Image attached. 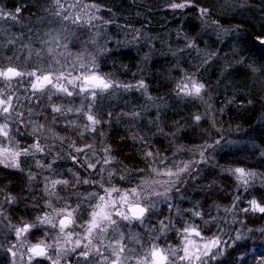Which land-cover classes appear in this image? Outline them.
I'll return each mask as SVG.
<instances>
[{"label":"snow or ice","instance_id":"1","mask_svg":"<svg viewBox=\"0 0 264 264\" xmlns=\"http://www.w3.org/2000/svg\"><path fill=\"white\" fill-rule=\"evenodd\" d=\"M205 0H166L167 6L173 12L183 10L189 7L197 9L199 19L203 25L205 32L203 35H215V47L209 46L204 40L203 35L188 36L182 31L175 33L178 39H183V47L173 49L171 45H167L168 54L176 58V63L179 65L180 57L183 55L186 62L189 63L192 71L181 68V77L176 80L173 92L175 97L181 101L191 100L197 101L204 105L203 113H193L191 121L193 125L199 126L202 119L210 123L211 129L215 131L216 135L207 129H202V142L185 149L184 145H178L176 152L187 151L190 153L191 158L187 160L170 159L169 157L161 156L159 151L153 152L150 149L149 141L151 136L140 135L139 130L133 131L137 128L139 121L146 120L147 124L153 125L155 131L152 136L164 135L170 141L174 142L179 136L180 132L185 130V125H181L179 121L173 124L174 131L166 133L161 122L160 112L167 106L166 102H162L163 98L153 97L148 93V84L145 82L143 76V67L152 60L153 54L157 53L154 40L158 37L150 36L142 28H135L131 22L128 24H116V16L111 8H103L102 5L96 2L84 3L83 0H52V5L55 11L51 13L53 20H58L60 23L68 22L71 25L83 28L95 29L90 32L89 39L85 41L86 44H91L95 47V53H88V62L83 63V53L77 54V63L67 68L65 65L60 64L59 60H53L56 67L49 64L48 68H42L37 63L32 71H22L13 66H0V165L8 169H16L19 172H24L21 167V157H33L35 159L37 154L44 155L47 163H42L40 160H35L37 169H40V178L43 181V193L46 197L43 207L51 209V213L44 212L42 215H37L32 222L21 219V225H14L9 220L6 207H11L17 202V197L14 195H7L0 200V224L7 222L9 229L14 233L16 243L11 244L5 250L12 257L11 264H32V261L38 257H45L50 261V264H60V260L67 257L69 253H77L83 259L84 264H95L98 257L102 264H126V261L133 260L134 257L130 255L131 249L125 243V234L122 230V225L127 227L132 222H138L144 225L146 220L154 215L157 211L159 204L163 203L170 213H174L176 217H180L181 210L174 204L173 191L176 197H183L182 188L190 181L195 183L201 177V165L207 166L210 170V175L214 174L215 170H219L221 174L231 175L238 182L237 190L243 188L247 191L251 186L250 181H254L258 175H264L255 171L246 170L243 167H230L220 165L215 156L223 151L227 144L232 141L226 139L223 125L217 126L216 114H222L224 107L219 109L214 108L211 101L213 100L211 92V82L207 84L204 82V77L201 69L205 72L209 67L214 64L219 66L220 76L223 80H227L229 76L235 71L236 65H245V58L240 56L239 59H227L228 53H224L222 45L225 44V38L230 33H238L242 31L239 26L226 28L219 23V21L211 19L212 15L217 10L216 0H208L207 6H201ZM247 3V0H243ZM242 6L238 0H223L219 10L224 8H234ZM22 7H17L14 11L0 7V21H11L14 23L20 22V14ZM101 11H106L111 19H105L99 15ZM139 15V13H137ZM45 20L40 19L36 25L37 31L29 28V33L35 35L42 45V49H33L30 43L26 44L23 41L26 39L22 33L19 37L7 38V45L13 47L19 42L20 46L28 51L29 57L35 54L39 61L42 54H50L51 56H62L67 58L73 54L68 52L70 43L69 37L74 36L75 33L64 32L63 30H53L43 32L40 35V24ZM111 24H116L119 30L116 35L121 33L125 36L124 40L116 39L115 36L109 35L106 31L107 27ZM131 37L128 39L127 37ZM261 46H264V39L257 38ZM103 40V43L100 41ZM199 41V42H198ZM113 44V48H109V43ZM204 43L205 47L201 48L200 44ZM0 44V47L7 46ZM143 45L149 49L140 57V64H137V72L132 75L135 78L140 74L141 78L136 80L135 83H123L119 80L113 79L111 74L107 77L98 74L97 57L108 55H118L124 49H131ZM85 51L87 49L85 48ZM232 52H238L235 47ZM195 53V57L192 54ZM9 61L11 57L7 58ZM251 68L253 73L260 71L259 68L252 65H246ZM127 69V65H121ZM82 70V71H80ZM76 71L78 74L73 76L72 72ZM199 74V75H198ZM223 80H218L217 83H222ZM17 85L27 83L25 95H20L19 87H14L13 82ZM136 90L142 92L147 103L140 106V110L133 109L131 112H121L120 116L113 118L112 112L107 113V119L101 120L97 118L99 114V105L103 103L106 98L103 94L108 93L109 96H114L117 92H130ZM62 94L65 97H72L74 94L81 98L79 107L73 109L72 107H63L58 104L51 103L52 96ZM99 94V96H98ZM207 97V99L205 98ZM46 98V99H45ZM158 101H161L158 103ZM234 99H228L227 103L231 104ZM252 100H248L251 104ZM149 108H156V115L153 119H147V112ZM96 109L97 111H94ZM75 111L77 114H82L84 118L83 124H77L76 120H64V126L72 129H77L73 135L78 138H83L86 134L89 136L99 135L101 137L100 154H97V149L92 144H83L77 146L76 140L69 136H62L56 133L53 129L58 125V118H64L68 113ZM121 117L131 124L128 129L127 137L121 136V143H139L146 150L142 154V159L147 165L148 170L152 173L153 178L141 180L139 185L131 188H106L100 180L83 179L79 176L78 172H74L72 168L65 169L71 178L75 181L72 185L73 189L76 185L83 183L85 185L98 186L103 191L100 195L96 191L89 192L86 197L77 203L76 207L69 211V205H66L63 210H56L52 205V200L61 199L56 192L57 185L68 186L69 179H53V175H62L53 165L63 157L60 156L59 151H53L60 145V151L66 147L68 149L64 155L72 164L86 175L97 174L103 178L107 170L109 181L113 177L118 178L120 181H125L126 176L130 170L124 168L120 169V174L115 168L109 169V166L116 161V157L112 155V146L105 141V133L98 128L104 124L111 127L113 120L119 123ZM147 136V139L145 138ZM21 137L24 140H31V143H21L17 139ZM218 137V138H217ZM49 140L55 143H49ZM41 141H44L42 144ZM264 155V152L261 153ZM175 156V153L173 154ZM95 162H92V161ZM99 166V168H98ZM49 172L48 176L43 175V172ZM144 169H137V174L143 172ZM28 182L36 180L37 174L35 172L26 173ZM219 187L217 181L212 180L204 185L201 189L209 198L213 195V189ZM2 191V190H0ZM73 195L82 197L83 194L73 192ZM95 199L96 203L91 205L88 212V220L82 225H77L81 229L80 233L75 234L73 239V232L70 229L74 224V213L78 212L81 204L85 206L91 204ZM240 195L237 194L233 197L232 203L229 206H223L225 216L229 214L232 216L230 221H227L225 227H230L233 224H239L241 227L236 228L233 232L225 231V227H221L224 223L223 218H218L212 215V211L217 213L221 209V205L213 204L209 207L207 212L208 219H205V212L197 210L199 202L194 204L192 209H185L184 212L192 217H198L205 228L211 230L216 229L214 233L206 242L198 244L192 239L193 236L204 241L201 231L198 230L199 225L193 226L189 221H184V227L175 229V225L169 217L165 216L163 219L157 221L159 226L158 234L152 238L151 248L146 256L135 261V264H212L219 257L225 253V245L230 248H235L238 243H243L244 240L249 239L248 233L253 231L264 234V228L252 229L247 228L246 222L237 219L238 214L244 213H260L264 214V203L252 199L247 202L248 207H238ZM34 207H40L34 204ZM59 217L56 222L54 219ZM45 226L51 229H58V234L53 243L45 244L43 240L39 243L28 245L27 234L33 230H42ZM175 229L177 234L182 238L181 248L170 249L171 259L165 250L159 247L154 241L158 240L160 235L165 234L169 228ZM111 231V239L105 244V238ZM150 231L155 232L153 228ZM47 235V233H45ZM227 236L228 239L224 240L223 237ZM63 238V243L61 240ZM129 242L136 240L137 237L129 235ZM2 247V246H0ZM26 252H21L20 249H25ZM102 248L108 249V255H105ZM49 249H55V259L49 255ZM19 253V256H18ZM178 253H182L179 254ZM90 256L92 257L90 259ZM247 256V251H242L237 259L243 261ZM65 264H68L67 260ZM256 264H264V260H257Z\"/></svg>","mask_w":264,"mask_h":264},{"label":"trees","instance_id":"2","mask_svg":"<svg viewBox=\"0 0 264 264\" xmlns=\"http://www.w3.org/2000/svg\"><path fill=\"white\" fill-rule=\"evenodd\" d=\"M61 2L63 3L64 0H61ZM83 2L91 3L93 0H83ZM94 2L102 5L103 8L112 9V12L116 16V24L124 25L131 22L135 28H142L150 36L158 37L157 40L153 41L157 53L153 54L152 60L149 63L141 65L144 69L143 76L145 82L149 86L148 93L153 97H161L163 98L162 102H166L167 106L160 112L164 131L166 133L174 131L173 124L176 121H179L181 125H185V130L180 132L174 142L170 141V139L164 135L152 136L155 128L153 125L147 124L146 120L139 121L137 128L133 129V131L139 130L140 135L143 136L147 134V136H151L152 138L149 141L150 149L153 152L159 151L161 156L176 160H178L177 157L184 158L185 160L191 158L190 153L186 150L177 153L176 147L178 145H184L185 149H187L193 145L200 144L204 138L202 137V129L209 130L213 136H215L216 133L211 129L210 123L205 119L200 121L199 126L192 124V114L194 112L203 113L205 110L204 105L197 101H181L175 97V93L172 90L175 87L176 80L182 75L180 69L184 68L189 71L194 69H190V62H186V58L183 55L180 57L179 65H177L176 58L168 54V48L165 43L161 42H166L167 45H171V47L175 49L177 47H183V39H178L175 35L177 31H182L190 37L203 35L205 29L201 24L197 9L195 7H189L183 10L182 15L181 10L173 12V10L167 6L166 0H94ZM176 2H179V0H176ZM197 2H200V0H197ZM207 3L208 0H205L201 6H207ZM216 3L217 10L215 14L212 15L211 19L219 21V23L226 28L239 26L240 29H242V31L238 33H230L225 38V44L221 46L223 52L228 53L227 59L229 60H236L239 59L240 56H243L245 58V65H236L235 71L227 80H223V77L220 76V69L216 64L209 67L206 72L201 69L200 74L203 75L204 82L206 84L211 82V92L213 96L211 103L214 108L219 109L224 107V112L222 114H216L215 116L218 121L217 126L219 127L222 123L225 129L224 135L226 139L235 142L234 144H227L223 151L215 156V160L220 165L243 167L246 170L264 174V155L261 154L264 152V46H261L257 39H264V0H247V3H244L243 0H238V3L242 6L224 8L223 10H219L220 5L223 4V0H216ZM0 7L10 12L14 11L17 7H22L23 9L20 14L19 23L12 22L6 31L4 28H0V44L5 43V45H7V38L14 36L19 37L22 33L25 35L26 39L33 37L34 35L29 33V28L33 29L31 25L38 16H43L42 18L45 20L43 24H40V27L53 26L55 21H58L53 20L51 16V13L55 11L52 0H0ZM137 13H139V15H137ZM99 15L103 16L105 19H111V16L106 11H101ZM116 24L109 25L106 31L109 35L115 36L116 39L124 40L125 36L122 33L118 36L116 35L119 31ZM74 27H76L77 34L83 37V40H80L82 42L81 45L77 42L79 40H74L76 43L73 44L72 48L76 49L79 48V46H83L84 48L90 49L91 53H95V47L85 43V41L89 39L90 32H94L95 29H82L75 25ZM86 31L89 33L86 34ZM76 37L78 38L77 35ZM127 38L130 39L131 37L129 36ZM203 40L213 48L216 46V37L214 34L203 35ZM24 41L27 42L26 40ZM100 43H103V40H101ZM30 47L33 49L38 48L36 44L31 43ZM108 47L113 48V44L110 42ZM200 47L204 48L205 44L201 43ZM233 47L238 49V52L233 53ZM19 50H21L23 54L21 58L16 59L17 55L20 53ZM148 51L149 49L147 47L140 45L130 50L124 49L120 51L118 55L109 53L108 55L98 56L96 61L98 64V73L105 77L111 74L113 79L123 83H135L141 76L137 74L134 78L132 73L137 72L136 65L140 64V57ZM27 53L28 51L22 48L19 42L14 47L12 45L0 47V64H2V62L6 64L12 63V65L25 69L28 66V59L25 58ZM192 56L195 57V53H193ZM8 57H11L12 60L9 61L7 59ZM249 64L259 68L260 71L253 73L251 68L246 66ZM121 65H127V69L121 67ZM218 80H223V82L218 84ZM17 86L19 87L18 94L25 95V89L28 86L27 83L24 82L22 85H17V83H15L14 87ZM119 93L121 94L117 93L113 97L106 96L103 103L99 105L98 119H107L108 112H112L113 118H115L120 116L121 112H131L133 109L139 111L140 106L147 103L142 92L132 90L130 92L119 91ZM205 98L207 99V97ZM228 99H234V102L228 104ZM250 99L252 103L248 104V100ZM160 102L161 101H158V103ZM51 103L63 107H69L71 103V107L75 109L80 106L81 101L75 94L72 97L55 95L52 97ZM94 111L97 110L94 109ZM156 111V108H149L146 114L147 119H153L156 115ZM64 120H76L77 124H83L85 122L82 114L71 112L62 119L58 118V125L55 126L53 130L56 133L61 132L62 136L69 137H71V134L73 135V132L77 131V129L65 127L63 123ZM130 127L131 124L127 123L125 118L121 117L119 123L114 119L111 127L102 124L98 128V131L102 130L105 133V141L112 146V155L116 157V161L109 166V169L115 168L118 173H120L121 168L130 170L125 181H120L116 177H113L112 180L109 181L107 170L103 178L95 173L86 175L82 172L84 177L88 176L89 178L101 180L105 185L114 184L118 188H131L139 185L141 180H147L153 177L142 159V154L146 149L139 143H133L132 141H128V143L120 142L121 136L127 137ZM147 136L145 137L146 139ZM76 138L79 143L92 144L97 151L101 149V137L99 135L89 136L86 134L83 138ZM17 139L21 140L22 144L31 143V140L26 141L21 137H17ZM58 149L59 148H55L54 150L58 151ZM64 153L63 151L59 152L60 156L63 158L54 164V167L56 170H59L60 173H62L60 171L61 168L65 169L71 164V162L66 161L67 157ZM174 153L175 156L173 155ZM35 160H40L45 164L48 162L44 155L37 154L35 159L33 157H28L25 160V158L21 157V167L24 168V172H19L16 169H8L0 165V190L8 193L15 189V191L20 193V197L25 195L27 193L26 189L29 187L26 173L31 171L37 174L33 189L39 191L41 189V170L36 168ZM137 169H144V171L137 174ZM210 171L212 170L207 166L201 165L200 179L195 183L190 181L182 188L184 198L177 200H179L181 204V206H178L181 210L180 214L184 215L185 219L188 220L191 218L184 210L192 209L196 202H199V208L197 210L205 212V219H208L207 212L209 207L213 204H218L222 206L220 211L217 213L213 210L212 215L223 218L224 223L221 224V227H225L227 221L232 219V216L230 214L225 216L223 206H229L232 203L233 197L237 194L240 195L238 204L240 208L248 207L247 202L252 199L264 203V175H258L254 181H250L251 186L247 191H244L243 188H240L238 191V182L234 177L221 174L219 170H215L214 174L210 175ZM46 173L47 172H43V175ZM64 174H67L69 185L67 187L62 186L68 190H61V192L71 193V186L75 181H71V176H69L68 173L64 172ZM212 180L217 181L219 187L213 189V195L209 198L201 189ZM73 192L74 190H72L71 193L72 197L74 196ZM172 194L175 196L174 191ZM86 196L87 194L84 195V197ZM88 206L83 209L90 210ZM167 210L166 208V216L171 219L172 213L169 211L167 212ZM16 211L17 209L14 213L18 216V211ZM21 213L22 211L20 214ZM86 215L87 214H84L85 217ZM196 219L198 220V217L194 218V220ZM237 219L245 221L247 228H264V214L240 213ZM154 225H157V222L151 224V226ZM239 227H241L239 224H233L230 227H225V231L234 233V230ZM175 229L170 227L166 232L167 235L165 236V233L162 237L165 238L171 235L174 238V235H177ZM5 231L8 234H6ZM203 231L208 238L216 233L215 228L209 230L205 228L204 224ZM2 237L4 240H0V242L9 246V242L11 243L13 236L9 234V228L6 224L0 225V239H2ZM248 237L249 239L244 240L243 243H238L235 248H230L225 245L224 255L212 262V264H256L257 260H264V234L253 231L248 233ZM223 239L227 240L228 237L224 236ZM242 251H247V256L243 261H239L237 257ZM5 259L7 260L6 257H0V264H6L4 263ZM75 264L81 263L76 261Z\"/></svg>","mask_w":264,"mask_h":264},{"label":"rangeland","instance_id":"3","mask_svg":"<svg viewBox=\"0 0 264 264\" xmlns=\"http://www.w3.org/2000/svg\"><path fill=\"white\" fill-rule=\"evenodd\" d=\"M42 17L43 16H40V17L38 16L35 18L36 19L35 22L31 25V27H33L34 31H37V28H36L37 22L39 23V21ZM11 23H12L11 21H0V28H2V29L4 28V30L6 31V29L9 28V25ZM52 23H54V22H52ZM55 24L53 26H49V27L48 26L47 27L41 26L40 27V30H41L40 35L42 36L43 32L53 31V30H63L64 32L75 33L74 36L69 37L70 43L68 46V52L72 53L73 54L72 56H68L67 58H65L62 56H51L50 54H42L39 61H38L34 53L31 57H29V55L27 53L25 55V58L28 59V66L25 69L21 68L19 66H16V65H12V63L6 64L5 62H2V64H0V66H13V67H17L19 70H22V71H32L34 66L37 63L40 65V67L47 69L49 64H52L53 67H56V65L53 63V60H59L60 64L65 65L67 68L70 69L72 64L77 63V59H76L77 54H81V53H83V61L82 62L87 63L88 62V53H91L90 49L86 48L87 51H85V48L83 46H79V48H76V49L72 48L73 44L76 43L74 40H79L77 42L80 45L82 44V42L80 40H83V37H80L79 34H77L76 27H74V25H71L70 23L68 24L66 22H64L62 24L59 21H55ZM87 33H89V32L86 31V34ZM76 35L78 36V38L76 37ZM25 40L27 42L23 41V43L28 44V42H29L31 44H36V46L40 49L42 48V45L40 44L39 40L37 39V37L35 35L33 37H30V39H25ZM19 52L20 53L17 55L16 59L21 58V56L23 54V52L21 50H19ZM80 71H82V70H80ZM77 74L78 73L76 71L72 72L73 76H75ZM98 74L103 76L100 73H98ZM15 83L16 82L14 81L13 86L15 85ZM117 93L121 94L119 92H117ZM56 95H62V94H56ZM103 95L105 97L106 96L107 97H113V96H109L108 93H104ZM54 96L55 95H53L52 97H54ZM98 96H99V94H98ZM80 101H81V98H80ZM70 107H71V103H70ZM71 113H76V112L73 111ZM58 134L61 135V132H59ZM73 136L74 135L71 134V138L76 140L77 146H82L83 143H79L77 138L73 137ZM41 143L43 144L44 141H41ZM49 143H55V142L52 140H49ZM234 143L235 142H232L231 144H234ZM56 148H59L58 151L60 152V145L58 143H57ZM53 151H55V150H53ZM63 152H67V148H64ZM97 154L99 155L100 151H97ZM38 155H41V154H38ZM177 158H178V160H185L184 158H181V157H177ZM66 161L71 162L68 159H66ZM92 162H95V161L93 160ZM69 165H70L69 167L72 168V170L74 172L79 173L81 181L83 179H86V178L87 179H93V178H89L88 176L84 177L82 175V172H84V171H82L80 168L74 166L72 164V162ZM69 167H67L65 169H68ZM53 168L56 169L54 167V165H53ZM65 169H63V168L60 169V171L62 172V175H53L52 178L53 179H68L67 174H64ZM57 171L59 172V170H57ZM44 172H47V171H44ZM83 174H85V172ZM44 175L48 176L49 172H47ZM35 181L36 180L32 181L31 184H29L28 189H26L27 193L21 197H20V193L15 191V189H13L12 191H10L8 193H5L3 190L0 191V200H2L4 197H6L9 194L17 197V202L15 204H13L11 207H6L7 216H8V218L12 224L22 226L21 225V219L28 221V222H32L37 215H42L44 212L51 213V211H52L51 209L43 207L44 201L46 199V197L44 196V193H43V181L42 180L40 181L41 182V189L39 191L33 189V185H34ZM71 181H73L72 178H71ZM100 182H101V180H100ZM62 186L63 185H57V187H56V192L58 193V195L60 196L61 199H59V200L53 199L52 200L53 207L58 211L63 210L66 205L70 206L68 210L71 211L72 209H74L76 207L77 203H79L80 200L83 199L84 195H86V194L88 195L89 192L96 191L100 195L104 194L102 189H100L98 186L85 185L83 183H80V184L76 185L75 189H73V187L71 186L70 191L72 193V190H74L75 192L83 194V196L77 197L76 195H74L72 197V194L70 192H63V191L61 192V190H64V191L68 190L67 188H64ZM113 186L117 187L114 184L113 185H108V184L105 185L104 184V187H106V188H111ZM124 188H127V187H124ZM124 188H121V189H124ZM70 199H71V203H70ZM177 199H181V197L174 196V204L177 206H181L180 201ZM91 202L92 203L88 206L89 207L88 209L91 208V205H94L96 203V200L93 199ZM85 203H82L79 211L74 213V224L71 226L70 229L65 230L66 232H68V231L73 232V239H75L76 233L81 232V229L79 227H77V225L84 224L85 221H87L89 218L88 212L90 210H84L83 209L84 207H86ZM34 204H38V205H40V207H38V208L34 207L33 206ZM16 209L18 211V216L15 215V213H14ZM165 210H166V207L164 206L163 203H161L158 205L156 213L154 215H151L146 220L144 225H140L138 222H135V221L132 222L130 225H127V227L122 225V230L124 231V234H125V243L127 244V247L132 250L130 255H132L134 257L133 260L126 261V264H135L136 260H139L140 258L147 255V253L149 252V250L151 248V243L153 242L152 238L155 237L159 231L158 224L154 225V226H151V224H155V222H157L158 220L163 219L167 214V213H165ZM21 211H22V213L20 214ZM167 212H168V210H167ZM84 214H87L86 217L84 216ZM171 217H172L171 220L173 221L175 228L181 229L182 227H184L185 226L184 221H189L193 226L199 225L198 230L201 231L202 236L204 237V241H201L199 238H197L195 236L192 237V239L194 241H196L198 244L206 242L207 239H209L207 237V235H205L203 233L204 232L203 231V223L199 218H198V220L197 219L194 220L195 217L189 216L191 219L187 220L184 218V215L180 214V217H176L174 213H172ZM58 219H59V217H56L54 219V222H56V220H58ZM3 224L7 225L6 222ZM153 228L156 229L155 232L150 231ZM5 233L8 234L6 231H5ZM45 233H47V235H45ZM9 234H11V236H13L12 241L9 239L11 241V243L9 242V244L10 245L15 244L16 239H15L14 233L10 229H9ZM57 234H58V229H51L47 226H45L42 230L33 229L27 234V243H28V245L36 244V243H39L41 240H43L45 244L53 243ZM130 234L134 237H137L139 240V243H137L136 240H132L131 242H129L128 238H129ZM111 235H112L111 231H109L108 236L105 238V244H107L109 242V240L111 239ZM166 235H167V233L165 234V236ZM162 236L163 235H160L159 239L155 240L154 242L156 244H158L159 247L164 249L166 254H168L170 259H171L170 249L181 248L182 247V238L178 234L174 235V238L171 235H168L165 238ZM9 238H11V237H9ZM0 240H4V238L2 237V239H0ZM61 243H63V238L61 240ZM0 246H2V247H0V257H4V258L6 257L7 260L5 259L4 263L11 264L12 257L5 250L8 246L4 245L3 242L2 243L0 242ZM20 251L26 252V248L20 249ZM79 251H80V249L77 250V253H69L67 257L60 260V264H65L66 260H67L68 264H75L76 261L77 262L79 261L81 264H84L83 259L78 256ZM102 251L104 252L105 255H108V249L107 248H102ZM179 254H182V253H178V255ZM49 255H51L55 259V256H56L55 249H49ZM18 256H19V253H18ZM91 258L92 257L90 256V259ZM32 264H50V261L45 257H38L32 261ZM95 264H102V261L97 257L95 260ZM146 264H150V261L146 262Z\"/></svg>","mask_w":264,"mask_h":264}]
</instances>
